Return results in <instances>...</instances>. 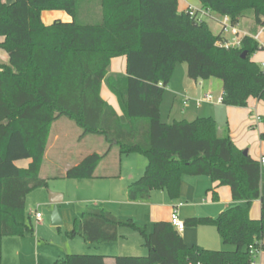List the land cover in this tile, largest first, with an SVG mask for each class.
<instances>
[{"label":"trees","instance_id":"1","mask_svg":"<svg viewBox=\"0 0 264 264\" xmlns=\"http://www.w3.org/2000/svg\"><path fill=\"white\" fill-rule=\"evenodd\" d=\"M178 0H0V264L2 237H22L33 230L26 211L31 192L46 186L40 177L53 122H75L82 135L107 139L108 151L146 158L143 175L127 190L129 202H147L152 192L179 197L183 176H204L228 187L237 205L217 217H194L184 227L213 226L231 250L188 247L170 222L154 223L148 231L117 219L102 207H85L73 219L69 236L88 244L113 243L119 228L141 236L146 256H115L114 264H251L249 247L261 242L264 251V196L259 162L232 142L227 126L214 118L160 120V105L177 64H185L192 80L216 78L224 106L246 107L248 99L264 103V70L252 56L264 51L244 36L239 48H219L221 32L213 35L206 21L178 11ZM202 10L226 16L238 25L246 11L264 26V0H197ZM43 11H63L70 22H41ZM246 52L247 56L242 58ZM125 58V76L107 78L114 58ZM106 80L117 99L122 122L100 96ZM259 139L264 142V121ZM104 156L93 153L66 169L58 179H94ZM29 161L26 168L17 162ZM213 199L216 193L212 192ZM260 201V218L250 206ZM55 264H104V256L70 254Z\"/></svg>","mask_w":264,"mask_h":264},{"label":"crops","instance_id":"2","mask_svg":"<svg viewBox=\"0 0 264 264\" xmlns=\"http://www.w3.org/2000/svg\"><path fill=\"white\" fill-rule=\"evenodd\" d=\"M2 2L9 5L14 2V0H2ZM177 5L179 12H185L189 6H196L202 9L197 0H178ZM58 19L62 22H70L69 16L63 11H43L41 14V22L46 26H50ZM246 23L247 19L243 16L239 19L237 29H239L240 33H244L246 36L252 37L254 40L256 39L264 48L262 36L257 33V31L254 36L250 34V31L252 30L249 29V26ZM2 41L3 38L0 36V43H2ZM255 55L252 56V61L254 62H256V60H254ZM125 61L124 57L112 59L107 69V78L124 77L126 74ZM0 63H8L6 54L1 50ZM262 64L264 65V62ZM179 70L178 76L175 66L171 81L164 91L165 97L175 98L185 94L192 97L195 102L196 100H201L203 96L207 95L208 89L212 88L210 86V80H192L187 77L186 69H183V71L182 68H180ZM183 72L185 74L184 76ZM100 89L102 100L106 102L107 105H111L116 111L119 119L124 122L116 97L109 89H107L106 80L102 82ZM221 94L222 89L220 96ZM250 99L252 98H249L248 101ZM185 100L188 102L189 99L185 98ZM216 100L212 97L211 103L202 102V104L207 105L205 108L194 106L190 110L187 109L182 111L180 116H177L176 114L172 115V110L169 111V115L173 116L172 118L174 121H192L195 118H206L209 116L214 118L220 128L221 121H223L221 120L223 119L221 117L224 115L228 118L230 124L243 123L249 128V134L253 135L254 139L252 148L247 149L248 154L253 160L258 162L261 157H264V142L259 139V133L262 130L264 121V103L252 99L256 102L255 104L248 106L247 103L246 107L237 108L223 106L218 104ZM163 104L162 100L160 105V120ZM187 104L184 106H187ZM259 105H263L262 108H260ZM82 133L83 130L77 126L75 122H72L67 118L61 117L53 122L48 138L49 141L44 154V161L40 169V177L42 179L48 178L50 180L51 178H60L63 177L67 168L77 165L85 156L93 153L104 156L95 169L94 179H58L62 181L66 180L74 187L75 191L73 193V199H66V193H63L64 191L61 192L63 196L60 195L62 197V202L60 204L64 202L63 205L75 206L76 211L74 214L77 218L74 217V219L80 217V214L85 207L98 206L108 211L111 215H114L117 219L125 221L131 219L133 222L140 226H144L149 231L154 223L162 221L170 222L174 208H178V217L180 211V217H182L180 220L184 221L185 219L194 217H217L219 213L237 205V203L231 200L230 191L227 186L217 187L210 178L204 176H183L181 178L182 185L179 198L180 200L185 201L184 203L180 202L178 205H175L172 200L170 201L166 199V193L163 191L152 192L149 200L145 203L128 202L126 199L128 187L143 175L145 164L140 162V164L138 163L136 166L131 167L130 164L132 160H130V157L138 154L121 156L118 153L116 145H113L108 151L109 144L107 139L103 136H83ZM231 140L239 150L246 146L243 142L241 144L236 142L233 137H231ZM22 162H17L18 167L26 168L29 164V161ZM124 169L127 172H125ZM45 172L50 174L46 173V175H44ZM259 183L261 195L264 196V172L261 173ZM212 192L216 193V199H213ZM153 193H159V196H164L155 199L152 198ZM260 207V201H254L251 204L249 215L252 220H259L261 216ZM65 211L66 209L63 208L62 213ZM34 214L32 215L34 216ZM29 215L31 214L29 213ZM209 228L211 227H185L181 232L184 243L188 247L197 245L207 250L232 249L230 246H223L218 233H216V231L209 232ZM118 234L120 235L119 239L110 244L97 243L92 245L82 241L80 248L83 250L81 251H83V254L87 255L98 254L104 256V264H114L115 256H146L148 251L144 248L143 240L140 235L139 238H137V236H135L138 235L137 233L126 228H119ZM72 248L75 247L73 246ZM70 254L81 255L78 251H71L68 255ZM255 264H264V251H262Z\"/></svg>","mask_w":264,"mask_h":264},{"label":"rangeland","instance_id":"3","mask_svg":"<svg viewBox=\"0 0 264 264\" xmlns=\"http://www.w3.org/2000/svg\"><path fill=\"white\" fill-rule=\"evenodd\" d=\"M195 10L200 11V7L192 6ZM244 16L247 19V25L249 26L250 34L254 36V34L259 33L262 36V41L264 43V26L259 25L253 20L252 12L246 11ZM203 21H206L210 31L213 35L219 34L221 30L220 25V17L217 14L211 13L210 16H205L203 18ZM224 35L226 37H230L229 30L224 32ZM254 60H256L257 64L260 68L264 70V65L262 64L264 62V52L258 51L255 55ZM182 68L186 69L185 64H177L176 70L179 76V69ZM184 71V70H183ZM183 72V76H184ZM211 83V89H208V93L212 95L213 99H219L220 93H221V83L216 78H209ZM189 99L187 106H184L183 101L185 98ZM163 100V108L161 111V120L164 123L171 124L173 123V116L169 115V111L172 110V115L176 114L177 116H180L181 112L184 110H190L194 106H198L201 108H205L207 105H197L196 101L194 102L192 97H189L188 95H180L175 98L172 97H165L163 94L162 97ZM248 101V100H247ZM252 99L248 101V106H251L255 104ZM263 105H259L260 108H262ZM221 120V128H224V126H227L229 129L230 138L233 137L236 142L246 144L244 148L241 150L247 151L248 154V148H252L254 139L253 135L249 134V128L244 125L243 123H237V124H230L227 117L222 116ZM181 120V119H177ZM253 121V119H252ZM232 125V126H231ZM233 135V136H232ZM258 138V136H257ZM72 143V140H71ZM125 159V158H124ZM131 167L136 166L138 163H143L146 166V158L142 157L141 155H132L130 157ZM24 161V160H23ZM22 162V161H21ZM24 163V162H22ZM125 170V169H124ZM125 172H127L125 170ZM47 172L44 173L46 175ZM50 174V173H47ZM64 191V192H63ZM74 187L71 183H68L66 180H54L50 179L47 181L46 186L42 189L35 190L30 193L29 197L26 201V211L29 212L32 216V226L33 230L30 234L24 235L22 237H2L1 241V264H55V263H61L65 257L68 255V253H71V251H78V253L83 254L80 248L81 242L84 241L81 237L72 238L69 236V231L71 230V223L73 222L75 216V206L73 205H63L64 202L57 207V212L62 220V225L60 227H54L50 220V213L53 209V206L49 204L48 197L50 193L62 195L61 192L66 193L65 197L66 199H73L74 198ZM60 192V193H56ZM159 193H153L152 198L158 199ZM63 196V195H62ZM166 199L170 200L167 195ZM180 196V194H179ZM171 201V200H170ZM173 203L178 205L180 202L184 203L185 201L180 200L179 197L177 199L172 200ZM63 208L66 209L65 212L62 213ZM39 213L41 215L40 220H36L32 214ZM180 211H179V218L180 217ZM75 218V219H76ZM198 228V227H195ZM208 230L215 231L214 227L211 226ZM135 235V234H134ZM137 238H139V235H135ZM80 242V243H79ZM75 248H72V247ZM74 249V250H72ZM81 251V252H79Z\"/></svg>","mask_w":264,"mask_h":264},{"label":"built area","instance_id":"4","mask_svg":"<svg viewBox=\"0 0 264 264\" xmlns=\"http://www.w3.org/2000/svg\"><path fill=\"white\" fill-rule=\"evenodd\" d=\"M186 11L189 13L191 17H194L195 20L198 22H205L203 21V18L205 16L211 15V13L206 10L204 11L201 9L200 11H198V10H195L194 7L192 6H189V8ZM220 25H221V30H220L221 37H224V40L216 42L215 46L219 48L223 47L225 49L239 48L242 38L246 35L244 33H240L239 29H237V26L232 25L231 21L226 16L220 17ZM227 30H229L230 37H226L224 35V32H226ZM221 100L222 98L220 96V98L217 99L216 102L222 105ZM211 101H212V96L211 94L207 93V95L203 96L201 100H196V103L200 105L202 104V102L211 103ZM183 103L184 105H186L187 100H184ZM258 162H259V166L261 167V171L264 172V157H261ZM177 210L178 208L173 209V213L171 215L172 218L170 220V223L177 233H181L185 227H184L183 221H181L180 218L178 217ZM34 218L36 220H40L41 215L39 213H35ZM260 245H261V242L259 244H256V246L249 247V254L252 260L251 264H255L257 259L260 257L262 253V249L260 248Z\"/></svg>","mask_w":264,"mask_h":264},{"label":"water","instance_id":"5","mask_svg":"<svg viewBox=\"0 0 264 264\" xmlns=\"http://www.w3.org/2000/svg\"><path fill=\"white\" fill-rule=\"evenodd\" d=\"M247 53L244 52L242 54V58H245ZM244 155H247V151H243ZM48 202L53 206V209L50 213V220L54 227H60L62 225V220L60 219L58 212H57V205L62 202V197L58 194L50 193L48 197Z\"/></svg>","mask_w":264,"mask_h":264}]
</instances>
